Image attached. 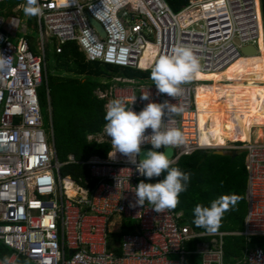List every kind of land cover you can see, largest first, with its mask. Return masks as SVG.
Returning a JSON list of instances; mask_svg holds the SVG:
<instances>
[{
  "label": "built area",
  "instance_id": "1",
  "mask_svg": "<svg viewBox=\"0 0 264 264\" xmlns=\"http://www.w3.org/2000/svg\"><path fill=\"white\" fill-rule=\"evenodd\" d=\"M38 6L33 40L15 14L21 6L0 16V56L8 62L0 71V244L11 251L0 264H19L20 258L28 264H187L190 256H197L199 264H225L226 236L264 239V142L202 144L195 103L196 81L213 82L202 77L226 71L243 47L261 50L258 0H186L178 12L165 0H38ZM89 18L101 27L103 38ZM67 42H75L86 60L142 70L177 46L194 51L199 75L182 85L177 98L158 96L152 81L121 76L101 80L103 86L93 93L105 101V111L119 99L139 112L149 102L140 99L142 93L179 107L181 112L164 123L185 138L170 148L173 164L198 150L243 152L246 212L240 233L194 232L179 224L172 209L156 213L148 203L130 207L135 187L148 178L115 154L104 128L88 140L108 143L114 156L58 160L44 129L38 91L46 48L55 45L60 53ZM146 53L150 57L142 65ZM151 147L145 144L142 151ZM70 163L84 165L87 175L78 181L62 177L60 169ZM192 241L195 248L188 250ZM236 264H264V249H245Z\"/></svg>",
  "mask_w": 264,
  "mask_h": 264
},
{
  "label": "trees",
  "instance_id": "2",
  "mask_svg": "<svg viewBox=\"0 0 264 264\" xmlns=\"http://www.w3.org/2000/svg\"><path fill=\"white\" fill-rule=\"evenodd\" d=\"M165 1L173 12H178L186 3V0ZM261 6L264 21V0H261ZM49 45L45 50L44 78L38 98L43 115L49 113L51 118L53 146L58 160L65 163L70 155L76 161H86L94 155L106 157L110 148L107 143L97 144L94 140H88L89 136L100 134L107 123L105 101L97 98L93 91L97 86H103L101 80L113 76L135 79L138 75L142 81H152L151 69L142 70L86 60L75 42L65 43L60 53L53 50L52 65L48 68ZM202 78L213 81L201 83L203 89L197 94L202 139L211 145H241L249 141L253 127H264V55L241 57L226 71ZM243 159V153L231 160L197 151L172 165L191 174L187 190L180 194L179 203L174 210L182 212L184 220L193 230H205L193 222L197 204L210 207L221 196L232 194L242 199L224 213L219 229L238 228L246 186ZM60 175L70 176L78 181L87 175V171L84 165L70 163L60 169ZM122 227L127 230L126 221ZM240 241L236 237L225 240L226 262H231L232 256L238 255ZM257 247L264 249V240ZM10 255L11 251L0 244V260L6 261ZM190 257L186 260L187 264H190V260L197 262V256Z\"/></svg>",
  "mask_w": 264,
  "mask_h": 264
},
{
  "label": "clouds",
  "instance_id": "3",
  "mask_svg": "<svg viewBox=\"0 0 264 264\" xmlns=\"http://www.w3.org/2000/svg\"><path fill=\"white\" fill-rule=\"evenodd\" d=\"M26 16H38L41 8L38 0H26L23 8ZM7 60L0 56V71L7 69ZM200 72L199 60L191 48L177 46L170 55L161 56L151 68V80L156 87V94L177 98L182 93V85L198 77ZM141 100L149 101L146 106L136 112L127 108L119 99L111 101L106 106L107 121L104 132L111 138V146L135 166V170L149 180L164 175V179L155 183L143 180L135 187V200L130 207H143L151 204L152 210L162 213L174 209L179 203V196L187 190L190 173L172 167L173 161L167 152L161 148H173L185 143L183 133L178 129H165L164 123L181 109L168 100L155 102L150 95L143 94ZM151 129L150 134L146 130ZM150 144L152 147L142 153V146ZM114 154V155H115ZM110 156L111 155L109 153ZM143 155V158H141ZM120 181L117 180V188ZM242 197L232 194L224 195L213 201L210 207L197 204L194 208V224L205 229L209 234H215L225 212L234 207Z\"/></svg>",
  "mask_w": 264,
  "mask_h": 264
},
{
  "label": "rangeland",
  "instance_id": "4",
  "mask_svg": "<svg viewBox=\"0 0 264 264\" xmlns=\"http://www.w3.org/2000/svg\"><path fill=\"white\" fill-rule=\"evenodd\" d=\"M258 2H259V10H261L262 22H263V27H264L261 0H258ZM25 5H26V0H5L4 2L0 3V16L3 14L4 11H9V12L11 11L12 12L14 9H16V7L21 6V10H19V7H18V9L15 11V14L17 16H19V19L21 20V25H24L26 27L29 37H31V39H34V36L36 33V30L34 29L35 24H36V18H35V16L28 17L24 14L23 8ZM53 50H54L53 46L49 45V50L47 51V54H48L47 66H48V68H50L52 65L51 52ZM241 57H243V53H242ZM137 76L138 75L135 76L136 77L135 79H139V77H137ZM196 82H197V85L200 83H205V84L209 83V82H203L201 80L200 81L198 80ZM215 84L218 85L219 83L215 82ZM42 116H43L44 129L48 135L49 140L53 143V141H52L53 137L51 136L52 122L50 120L49 113L46 116H44L42 113ZM259 130H262V138L259 140H261V142H264V127L263 128L253 127L252 132H251L253 134V138H255V135L258 136ZM204 149H206V148H204ZM198 151H200V150H198ZM237 161H239V159ZM263 240L264 239H254V240L248 241V244L246 245V247L248 249H252L254 246L261 245V241H263ZM19 264H28V263L24 260V258H20Z\"/></svg>",
  "mask_w": 264,
  "mask_h": 264
},
{
  "label": "crops",
  "instance_id": "5",
  "mask_svg": "<svg viewBox=\"0 0 264 264\" xmlns=\"http://www.w3.org/2000/svg\"><path fill=\"white\" fill-rule=\"evenodd\" d=\"M9 13H11V11L9 12V11H4L3 12V14L4 15H8ZM54 46L55 45H53V48H54ZM259 54H261V50H259L258 51V53L255 55V56H258ZM243 57H251V55H244L243 54ZM108 80V79H107ZM106 80V81H107ZM98 87H101V86H97V88ZM106 112V111H105ZM49 117H50V115H49ZM50 120H51V118H50ZM105 127V126H104ZM51 132H52V128H51ZM255 135V134H254ZM51 136H52V133H51ZM91 136H93V135H91ZM94 136H97V135H94ZM258 136L259 137H262V130H259V132H258ZM258 136H256L255 135V138H253V134L251 133L250 134V137H249V139L248 140H250V141H261V140H259V139H261V138H258ZM53 141V140H52ZM95 143H97L96 141H94ZM53 144V143H52ZM98 144V143H97ZM100 144V143H99ZM108 144V143H107ZM54 145V144H53ZM109 145V144H108ZM226 145V144H225ZM110 147V146H109ZM109 151H110V148H109ZM109 151H108V153H109ZM200 151H204V152H208V153H213L214 154V152H217V150H215V151H213V150H200ZM197 152V151H196ZM108 153H107V155H108ZM240 153H243V152H237V155L234 157V158H230V157H228V158H230L231 160H233V159H235V158H237V156L240 154ZM244 154V153H243ZM107 155H106V157H107ZM214 155H216V154H214ZM189 156V155H188ZM217 156H219V155H217ZM91 157H99V156H96V155H94V156H90L89 158H91ZM106 157H100V158H106ZM222 157H225V156H222ZM88 158V159H89ZM183 158V157H182ZM244 158H245V155H244ZM87 159V160H88ZM181 159V158H180ZM179 161V160H178ZM177 161V162H178ZM175 164V163H174ZM173 165V164H172ZM171 165V166H172ZM243 166H244V159H243ZM245 168V167H244ZM87 171V170H86ZM162 179H164V174L162 175ZM158 180H157V178L156 177H153V178H151L150 180L148 179L147 180V182H150V183H155V182H157ZM245 194H246V186H245V190H244V195H243V201H244V208H243V212H242V216H241V220H240V225L238 226V228L236 229V230H223V229H218V231L217 232H225V233H240L241 231H242V228H243V219H244V216H245V212H246V204H245V199H246V196H245ZM174 212H175V214H177V215H179V224L180 225H185V226H187L190 230H192V231H194V232H206V230H201V231H195V230H193L191 227H190V225H189V223H187L185 220H184V217H183V214H182V212H178V211H175L174 209H172ZM228 237H236V239H238V240H241L240 241V248H238L239 249V251H238V255L237 256H232V259H231V262H226L225 261V252H224V262H225V264H236L237 263V261L242 257V254H243V252H244V250L245 249H248L247 247H246V245L248 244V242H246L245 240H243L242 239V237L241 236H239V235H237V236H226V239H228ZM225 239V240H226ZM225 240H224V243H225ZM254 247H256V246H254ZM186 248L188 249V250H193L194 248H195V241H192V242H189V243H187L186 244ZM250 250V249H249ZM191 258V257H190ZM190 263H196V264H199L200 263V259L198 258L197 259V262L196 261H193V260H190L189 261Z\"/></svg>",
  "mask_w": 264,
  "mask_h": 264
},
{
  "label": "water",
  "instance_id": "6",
  "mask_svg": "<svg viewBox=\"0 0 264 264\" xmlns=\"http://www.w3.org/2000/svg\"><path fill=\"white\" fill-rule=\"evenodd\" d=\"M88 20H89L90 25L95 29L96 33L99 34V36L101 38H103L105 35H104V32L102 31L101 27L93 19L89 18ZM241 51L244 55H251V56H255L258 53V50H256L252 46L251 47H249V46L243 47L241 49ZM147 151L148 150H143L142 153H146ZM165 152H167V154L170 158L171 154H172V150L167 149ZM214 154L219 155V156L230 157L232 159L237 155V152L236 151H228V152L217 151V152H214ZM141 158H143V155Z\"/></svg>",
  "mask_w": 264,
  "mask_h": 264
},
{
  "label": "bare ground",
  "instance_id": "7",
  "mask_svg": "<svg viewBox=\"0 0 264 264\" xmlns=\"http://www.w3.org/2000/svg\"><path fill=\"white\" fill-rule=\"evenodd\" d=\"M259 55H264V43L261 41V54H259ZM150 57V55H149V53H146V57H144V60L142 59V62H141V64L143 65V64H147V62H146V58H149ZM251 57H256V56H251ZM241 58V57H240ZM239 58V59H240ZM239 59H237V60H239ZM236 60V61H237ZM235 61V62H236ZM234 62V63H235ZM233 64V63H232ZM231 66V65H230ZM201 89H203V85L200 83V84H198V85H196V87H195V103H196V111H197V117H198V122H199V128H200V108H199V105H198V101H197V94H198V92L201 90ZM258 138H262V137H258ZM200 142L202 143V144H204V145H211V144H209L207 141H205L204 139H202L201 138V136H200ZM119 155H121L120 153H119ZM63 176V175H62ZM64 177V176H63Z\"/></svg>",
  "mask_w": 264,
  "mask_h": 264
}]
</instances>
